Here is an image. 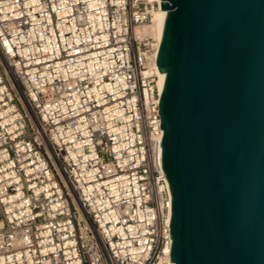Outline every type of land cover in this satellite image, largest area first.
Listing matches in <instances>:
<instances>
[{
    "label": "built area",
    "instance_id": "built-area-1",
    "mask_svg": "<svg viewBox=\"0 0 264 264\" xmlns=\"http://www.w3.org/2000/svg\"><path fill=\"white\" fill-rule=\"evenodd\" d=\"M165 0H0V264H176L149 23Z\"/></svg>",
    "mask_w": 264,
    "mask_h": 264
},
{
    "label": "water",
    "instance_id": "water-1",
    "mask_svg": "<svg viewBox=\"0 0 264 264\" xmlns=\"http://www.w3.org/2000/svg\"><path fill=\"white\" fill-rule=\"evenodd\" d=\"M176 264H264V0H165Z\"/></svg>",
    "mask_w": 264,
    "mask_h": 264
},
{
    "label": "bare ground",
    "instance_id": "bare-ground-1",
    "mask_svg": "<svg viewBox=\"0 0 264 264\" xmlns=\"http://www.w3.org/2000/svg\"><path fill=\"white\" fill-rule=\"evenodd\" d=\"M167 9L161 7L160 9L156 10L154 13L152 20L149 23L143 24L141 26H137L135 31L136 34L140 37L148 36L152 37L156 40V44L154 46L153 52L150 56V60L148 62V67L146 73H154L158 77V85L161 91V95L163 94L166 79H167V72L166 70L163 71L159 62L158 57L160 53V47L162 44V29L163 24L165 21ZM172 216V210H171Z\"/></svg>",
    "mask_w": 264,
    "mask_h": 264
},
{
    "label": "rangeland",
    "instance_id": "rangeland-1",
    "mask_svg": "<svg viewBox=\"0 0 264 264\" xmlns=\"http://www.w3.org/2000/svg\"><path fill=\"white\" fill-rule=\"evenodd\" d=\"M149 40H150V45H151L152 48L154 49V46H155V44H156V40H155L154 38H152V37H150ZM153 49H152V51H153Z\"/></svg>",
    "mask_w": 264,
    "mask_h": 264
}]
</instances>
